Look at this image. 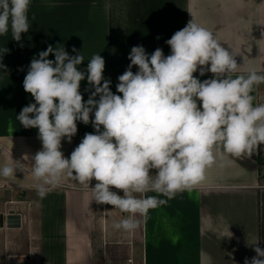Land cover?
I'll return each mask as SVG.
<instances>
[{
  "label": "crops",
  "instance_id": "obj_1",
  "mask_svg": "<svg viewBox=\"0 0 264 264\" xmlns=\"http://www.w3.org/2000/svg\"><path fill=\"white\" fill-rule=\"evenodd\" d=\"M28 16L31 27L20 42L11 31L0 36V48L9 50L0 57L6 66L0 69V168L19 160L25 169L11 178L0 176V216L10 211L20 216V228L0 226V264H244L257 255L255 247L264 250V170L258 152L209 169L201 186L150 210L147 221L128 233L112 227L127 214L92 201L91 191L66 175L43 199L37 195L31 157L42 142L38 129H26L16 119L23 107L35 103L23 81L31 60L48 45L61 44L70 56L77 54L75 47L85 58L80 70L93 55H101L104 77L113 93L122 95L117 78L130 64L131 48L142 45L151 54L159 47L167 56L166 41L194 18L236 54L242 64L237 75L245 66L264 72V0H31ZM194 76L203 81L212 74ZM259 86L253 93L256 103ZM88 87L86 79L81 81L85 101ZM77 128L71 143L62 140L66 158L85 133L95 131L79 121ZM169 229L180 236L176 244ZM9 231H25V244L18 237L10 240Z\"/></svg>",
  "mask_w": 264,
  "mask_h": 264
},
{
  "label": "clouds",
  "instance_id": "obj_2",
  "mask_svg": "<svg viewBox=\"0 0 264 264\" xmlns=\"http://www.w3.org/2000/svg\"><path fill=\"white\" fill-rule=\"evenodd\" d=\"M30 3L0 0V36L11 31L12 39L21 41L31 27ZM166 44L167 56L159 47L151 54L142 45L131 48L130 64L117 78L116 91L122 95L111 90L99 54L84 70L78 68L85 61L81 52L73 47L77 54L70 56L61 44L48 45L31 60L23 88L35 103L23 107L16 119L26 129H38L42 149L31 157L30 174L39 182L41 199L66 175L90 190L92 201L127 214L112 227L133 233L150 210L201 186L209 169L227 166L229 158L251 157L264 145V103H256L253 94L264 84V72L245 66L237 75L242 64L236 54L194 18ZM8 51L0 48V57ZM0 69L6 66L0 63ZM197 71L212 77L201 81L194 76ZM85 79L86 101L80 91ZM78 121L95 131L85 133L66 158L62 140L71 143ZM24 170L17 160L0 168V176L11 178ZM169 236L173 244L180 240L171 229ZM254 251L257 255L244 264H264V250Z\"/></svg>",
  "mask_w": 264,
  "mask_h": 264
},
{
  "label": "rangeland",
  "instance_id": "obj_3",
  "mask_svg": "<svg viewBox=\"0 0 264 264\" xmlns=\"http://www.w3.org/2000/svg\"><path fill=\"white\" fill-rule=\"evenodd\" d=\"M258 97H259V100H261L263 97H264V84H261L259 86V89H258ZM262 169L264 170V167H262ZM16 231H9L8 232V237L10 238V240L14 239V238H19V243H24L26 242V239H27V235L25 233V231H21L19 232L18 234L15 233ZM7 237V236H6ZM8 237L6 238L5 242L7 243L8 242ZM0 240L2 241V243L4 242V238L2 236V233H0ZM22 242H21V241ZM20 261L24 262V258H21L19 259ZM36 263V262H35ZM34 263V264H35Z\"/></svg>",
  "mask_w": 264,
  "mask_h": 264
},
{
  "label": "water",
  "instance_id": "obj_4",
  "mask_svg": "<svg viewBox=\"0 0 264 264\" xmlns=\"http://www.w3.org/2000/svg\"><path fill=\"white\" fill-rule=\"evenodd\" d=\"M4 222H6L7 227L10 229L20 228V216L14 214L13 211H10L5 218L2 215L0 216L1 227H3Z\"/></svg>",
  "mask_w": 264,
  "mask_h": 264
},
{
  "label": "built area",
  "instance_id": "obj_5",
  "mask_svg": "<svg viewBox=\"0 0 264 264\" xmlns=\"http://www.w3.org/2000/svg\"><path fill=\"white\" fill-rule=\"evenodd\" d=\"M259 103H264V97L261 100H259ZM258 155L262 156L264 158V145H261L260 149H258ZM108 206L113 208V206H111V205H108ZM113 209L114 210H119V209H115V208H113Z\"/></svg>",
  "mask_w": 264,
  "mask_h": 264
},
{
  "label": "trees",
  "instance_id": "obj_6",
  "mask_svg": "<svg viewBox=\"0 0 264 264\" xmlns=\"http://www.w3.org/2000/svg\"><path fill=\"white\" fill-rule=\"evenodd\" d=\"M259 166L260 168L264 167V158L262 156H259Z\"/></svg>",
  "mask_w": 264,
  "mask_h": 264
}]
</instances>
